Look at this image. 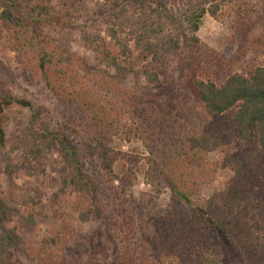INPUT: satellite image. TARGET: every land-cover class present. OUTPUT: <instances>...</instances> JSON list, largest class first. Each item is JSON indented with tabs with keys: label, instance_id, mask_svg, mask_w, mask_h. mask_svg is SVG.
Masks as SVG:
<instances>
[{
	"label": "trees",
	"instance_id": "obj_1",
	"mask_svg": "<svg viewBox=\"0 0 264 264\" xmlns=\"http://www.w3.org/2000/svg\"><path fill=\"white\" fill-rule=\"evenodd\" d=\"M103 1L109 7L107 38L89 35L84 43L116 76L88 69L52 40L59 22L51 6L0 0V47L29 56L47 88L73 113L59 135L43 127L45 109L0 100V144L6 140L2 114L14 104L32 112L19 131L30 174L35 162L68 143L63 155L72 172L86 177L76 187L89 194L93 208L80 220L105 224L106 261L264 264V60L236 72L198 36L209 16L231 30L234 43L242 42L256 17L264 22V0ZM131 44L141 60H134ZM170 57L181 71L166 96L129 87L132 75L161 83L158 66ZM115 140L140 143L144 156L115 151ZM142 162L146 190L139 191ZM118 163L127 168L114 178ZM76 164L93 171L81 172ZM219 170H230L232 178L201 202L202 187ZM35 224L30 215L22 225ZM21 245L17 226L0 224V264H14Z\"/></svg>",
	"mask_w": 264,
	"mask_h": 264
},
{
	"label": "rangeland",
	"instance_id": "obj_2",
	"mask_svg": "<svg viewBox=\"0 0 264 264\" xmlns=\"http://www.w3.org/2000/svg\"><path fill=\"white\" fill-rule=\"evenodd\" d=\"M35 1L51 6L54 20L59 25L50 31V37L66 50L67 55L82 60L88 69L99 75L116 76L113 70L96 61L95 54L84 43V38L89 35L101 34L107 38L109 7L105 1ZM198 36L209 48L225 55L236 72L245 71L253 63L264 60V22L257 21V17L252 30L239 43H236L237 40L233 42L234 37L228 27L209 16L205 18ZM131 47L134 60H141L133 44ZM111 49L118 52L113 45ZM167 60L172 61L158 66L161 83L149 85L140 76L132 75L129 87H146L160 97L166 96L181 71L177 62L173 61L176 58ZM139 65L141 62L136 61V66ZM11 98L28 102L34 109H45L47 113L43 117V127L59 135L63 127L60 124L73 114L70 107L47 88L29 56L22 51L0 47V100L8 101ZM31 116L30 108L17 104L7 107L2 114L6 140L5 144H0V224L19 228L22 245L15 251L14 264H113V261L105 259V254L109 253L105 224L97 220L88 223L80 220L82 212L93 208L89 194L76 187V184L83 186L86 177L72 172L63 155L68 143L61 144L58 151L48 158L35 162L31 174L28 172L20 147L19 131L29 125ZM69 138L73 140L69 139L72 145L78 143L74 135L71 134ZM113 149L137 157L145 154L142 145L135 142L115 140ZM76 167L81 172L93 171L89 165L82 168L76 164ZM126 168L124 163L116 164L114 178L121 177ZM146 169L145 162L137 168L139 191L146 190ZM231 178L230 170H219L202 187L201 202L222 192ZM163 199H168V196ZM30 215L34 216L35 226L22 225ZM62 257L65 259L61 260Z\"/></svg>",
	"mask_w": 264,
	"mask_h": 264
}]
</instances>
